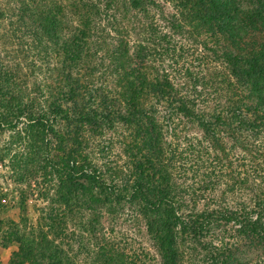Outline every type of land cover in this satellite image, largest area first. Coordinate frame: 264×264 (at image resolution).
Wrapping results in <instances>:
<instances>
[{"label":"trees","instance_id":"1","mask_svg":"<svg viewBox=\"0 0 264 264\" xmlns=\"http://www.w3.org/2000/svg\"><path fill=\"white\" fill-rule=\"evenodd\" d=\"M153 7L158 5L152 0H16L9 8L8 15L36 26L45 57L51 52L56 58L47 67L54 73L45 78L47 105L14 94L10 76L0 79L8 88L0 87L6 98L0 124L16 115L50 133L56 147L48 165L57 180L51 213L36 227L11 223L8 239L18 247L10 264H148L147 254L123 245L104 227V215L118 213L124 204L143 218L160 264H187L189 243L204 252L208 264H252L239 256L234 240L218 234L221 222L232 224L234 238L244 242L241 249L254 247L264 264V167L258 162L264 160V0H176V14L161 29L146 23ZM165 29L171 34L162 33ZM190 33L206 35L203 51L227 73L197 77L188 99L179 95L178 79L160 58L175 46L168 40ZM97 57L104 71V61L111 63L112 88L92 78ZM155 57L161 66L153 65ZM216 96L219 103L207 107ZM157 106L166 108L165 116ZM166 116L197 124L209 147L220 152L216 160L231 167L217 175L213 189L224 185L233 194L244 189L248 203L240 209L183 211L173 185V158L165 154ZM119 126L130 138L125 173L96 163L87 151L88 133L100 138ZM228 143L248 166L242 175L225 153Z\"/></svg>","mask_w":264,"mask_h":264},{"label":"rangeland","instance_id":"2","mask_svg":"<svg viewBox=\"0 0 264 264\" xmlns=\"http://www.w3.org/2000/svg\"><path fill=\"white\" fill-rule=\"evenodd\" d=\"M15 1L0 0V7L4 13L3 16L0 9V79L4 81L7 79L6 76H10L12 79L10 83L15 84L14 91H12L14 94L23 99H26V96L36 98L37 104L44 106L47 105L45 102L47 96L42 97L45 91L44 85L47 84L45 78L54 75V73L48 72V62H52V59L56 57H53L51 52L48 57H45L42 50L43 45L39 44L40 40L37 37L39 32L36 26L34 28L31 24H22L16 16L8 15V13H12L9 8ZM152 1L156 2L158 7H153L146 23H153V26H157L159 29L164 28L165 21L176 14V9L173 7L176 0ZM128 30L131 31L130 28ZM162 33L171 34L169 29L162 30ZM131 40L130 45H134L133 34ZM168 41L175 46L169 47L167 56L160 59L165 60L162 64L163 68L175 79H178L177 89L181 97L192 98L191 82L197 77L205 75L219 77L220 73H227L221 62L218 63L214 57H210L209 53L206 54L203 51L201 44L207 41L205 34L200 36L195 33L184 34ZM163 43L165 44L163 47H165L167 44ZM208 46L213 48V45ZM100 58L97 57L95 60L97 69L92 78L98 84L102 86L108 84V87L112 88L111 63L104 61V66L107 67V70L104 71L99 68L102 65ZM155 59L156 63L153 65L161 66L158 61L159 57H155ZM0 87L4 91H8L3 83L0 84ZM197 88L201 89L200 86ZM225 97V92H223L220 101H225ZM216 99L217 96L206 106L212 107L219 103ZM5 100V97H0V109H4ZM157 108L162 117L165 116L166 108L164 106L162 108L157 106ZM5 115L9 117L8 114ZM49 119H52L51 115H49ZM163 121L167 128L165 154L167 157L173 158L171 161L175 165L173 166V185L177 189L178 205L184 212L204 213L213 209H240L241 204L248 203L249 193L244 189L235 194L224 185L213 189L217 175H227V168L231 169V167L228 166V163L225 166L216 160L218 156H221L217 154L220 152L218 149L213 151L209 147L210 140L204 136L197 124L180 119V117L167 120L166 116ZM87 138L90 139V142L92 141V145L87 151L93 161L98 164H101L102 161L110 163L108 167L112 170L117 169V171L124 172L126 169L125 172L128 171L126 168L128 161L124 152L125 145L130 143L127 130L119 126L111 131L108 130L100 138L90 133L87 134ZM98 144L100 146H97ZM105 146L108 147V150L104 148ZM230 146L228 143L225 153L230 154L229 161H232L233 168L242 175L248 166L240 159L241 152L239 150L232 152ZM55 147V138L46 131L42 133L26 118L13 115L7 122L2 119L0 124V264H10L12 252L18 247L8 239L11 223L20 225L27 223L28 226L36 227L47 216V213H51L52 208H56L54 189L57 180L52 172V167L48 165L55 154ZM232 157L236 159L233 160ZM258 162L264 167L263 159H259ZM259 174L262 175V172ZM222 178L226 179L225 176ZM102 221L107 232L113 233L114 237L123 245L128 248L132 247L131 249L138 253L147 254L148 264H160L159 256L147 235L146 224L133 207L124 204L119 207L118 213L104 215ZM222 223L218 224L221 227L217 230L218 234L225 241L234 240L236 242L235 245L241 252L239 256L243 260H249L252 264H261L260 261L263 259H257L258 250L247 246L241 249L244 242L239 238H234V226L232 224L224 226ZM67 229L68 231L72 230L71 224L68 226V222ZM185 245H187V264H208L207 257L198 246L190 243ZM231 250L237 251L236 249Z\"/></svg>","mask_w":264,"mask_h":264}]
</instances>
